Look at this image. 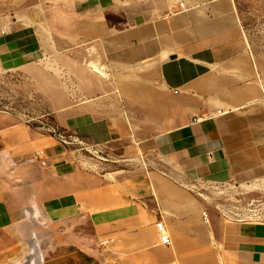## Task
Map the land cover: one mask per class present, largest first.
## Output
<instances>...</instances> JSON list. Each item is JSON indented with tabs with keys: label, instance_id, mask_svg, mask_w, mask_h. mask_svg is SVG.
Segmentation results:
<instances>
[{
	"label": "crops",
	"instance_id": "obj_1",
	"mask_svg": "<svg viewBox=\"0 0 264 264\" xmlns=\"http://www.w3.org/2000/svg\"><path fill=\"white\" fill-rule=\"evenodd\" d=\"M16 76L58 130L0 111V264L68 246L100 264H264V221L203 190L264 183V56L240 0H0V80Z\"/></svg>",
	"mask_w": 264,
	"mask_h": 264
},
{
	"label": "rangeland",
	"instance_id": "obj_2",
	"mask_svg": "<svg viewBox=\"0 0 264 264\" xmlns=\"http://www.w3.org/2000/svg\"><path fill=\"white\" fill-rule=\"evenodd\" d=\"M242 18L254 47L264 56V0H240ZM34 90L27 85L22 76L7 77L0 80V111H12L20 121H27L43 130L58 128L49 109L51 102L43 95V87ZM77 147H82L86 155H100L96 149L65 133ZM102 154V153H101ZM100 157V156H99ZM102 159V158H101ZM217 193L220 187L214 184L205 185L206 202L209 207L230 219L264 221V183L230 187ZM64 255L63 257H59ZM49 264H100L97 260L75 246H68L61 251L52 253Z\"/></svg>",
	"mask_w": 264,
	"mask_h": 264
},
{
	"label": "built area",
	"instance_id": "obj_3",
	"mask_svg": "<svg viewBox=\"0 0 264 264\" xmlns=\"http://www.w3.org/2000/svg\"><path fill=\"white\" fill-rule=\"evenodd\" d=\"M39 155V153H38ZM45 163V161H43ZM204 218L206 221H209L208 219V214L207 212L204 213ZM157 227H158V231L160 233V240H161V243L165 244V245H170L171 244V238L165 228V225L163 222H158L157 224ZM106 243V241H102V244Z\"/></svg>",
	"mask_w": 264,
	"mask_h": 264
}]
</instances>
